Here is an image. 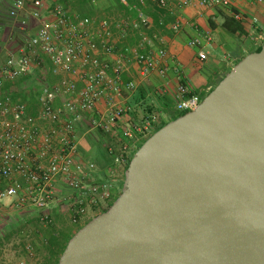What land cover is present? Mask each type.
<instances>
[{"label": "built area", "instance_id": "2783aa9c", "mask_svg": "<svg viewBox=\"0 0 264 264\" xmlns=\"http://www.w3.org/2000/svg\"><path fill=\"white\" fill-rule=\"evenodd\" d=\"M139 2L142 6L146 3ZM153 2L172 12L175 7L194 4V0ZM28 3L34 6V18L41 19L48 8L53 20L44 23L17 53L0 63V214L4 208L34 211L41 226H56L52 207L57 203L59 213L71 225L81 227L109 207L122 166L161 122L157 113L126 121L128 107L122 103L125 95L137 91L139 81L154 73L166 80L174 71L180 81L178 111L194 110L203 99L184 81L180 64L172 63L168 50L157 46L147 33L141 31L138 46L116 48L117 34L124 40L131 29L152 26L140 5L135 6L138 20L133 21L129 17L72 13L59 0H15L10 16L18 18ZM252 3L264 7V0ZM197 4L201 8H227L233 0H198ZM236 18L243 19V14L237 13ZM251 23L255 29L261 28L258 15L251 18ZM21 24L24 27L28 22L22 19ZM181 27V19L172 25L175 32ZM257 38L263 39L262 33ZM211 40L209 32L189 42L198 49L201 61L208 58L205 46ZM133 63L138 66L137 75L124 82L123 76L131 72ZM31 76H38L41 84L34 112L27 102L3 91L8 83ZM102 104L106 105L103 112ZM95 129L109 136L107 148L115 162L107 167L105 177L94 161L83 159L80 150V137ZM7 246L0 245V259ZM24 249L36 257L33 243H27ZM19 264L27 261L21 259Z\"/></svg>", "mask_w": 264, "mask_h": 264}, {"label": "water", "instance_id": "95a60500", "mask_svg": "<svg viewBox=\"0 0 264 264\" xmlns=\"http://www.w3.org/2000/svg\"><path fill=\"white\" fill-rule=\"evenodd\" d=\"M58 264H264V44L137 149Z\"/></svg>", "mask_w": 264, "mask_h": 264}, {"label": "crops", "instance_id": "0c3cea01", "mask_svg": "<svg viewBox=\"0 0 264 264\" xmlns=\"http://www.w3.org/2000/svg\"><path fill=\"white\" fill-rule=\"evenodd\" d=\"M66 9L72 12V6H69V0H59ZM145 15L152 23L150 28L142 27L141 30L131 29L124 40H120L117 34V38L115 41L116 48L121 50L125 47H134L138 46L140 42V34L141 31L147 33L151 38L155 39V44L160 47H165L169 52V57L171 62L179 63L182 70V75L184 81H186L194 92L203 95L206 92H209L214 88L216 83L220 81L231 68L238 62L239 59L245 57L249 50L244 47L238 53L234 54H225L221 60L214 59L212 64L207 63L211 61V57L205 61H201L198 58V49L191 47L189 42L191 39L197 36H205L210 32L212 36V40L206 43L205 49L213 47L214 49L219 51H224V45L227 43H235L236 38L242 39V41L251 40L253 44L256 45L261 44L264 39V32H262L263 39H258L257 36L259 34V29L264 28V7L255 5L252 3V0H233V4L235 7L240 9L244 13H248L250 16V20L248 22L251 24V17L258 15L261 19V28L255 29L254 27L248 31L249 37L241 36L239 34H232L224 30L220 25L223 22L222 17L220 16V11L222 8H201L198 6V0H194V4L185 8H178L171 4L172 7H175L172 11L164 10L158 8L153 0H145ZM78 3L81 4L80 0ZM93 5V9H89L86 11L85 16H98V17H106L113 16L116 19H121L122 17H129L131 20H138V13H134L131 11H121L114 7L111 2L108 0H100L95 1ZM135 8V7H134ZM225 9V8H223ZM34 10V6L28 3L27 9L21 13L18 18H13L22 29H27L29 25H31V31L29 34V38L32 35H35L39 29L43 26L44 23H48L53 20V17L50 14L48 8H45L42 12V18L36 19L32 16L31 12ZM82 10V9H80ZM158 10V11H157ZM161 11L162 16H158V12ZM81 12V11H80ZM157 15V16H155ZM155 17H159L158 20ZM22 19H26L28 24L26 26H22ZM161 19V21H160ZM181 19L182 27L179 32H175L172 29L173 23L177 20ZM213 23L217 24L216 27H213ZM3 23L0 21V29H3ZM117 32V31H116ZM261 33V32H260ZM157 36L158 38H155ZM28 38V39H29ZM257 38V39H256ZM26 39L23 43H19V47L14 50L8 52L5 57H2L6 49V42H0V63L6 61V59L13 53H17L22 45L28 40ZM247 53V54H245ZM212 65V66H211ZM138 72V66L133 63L131 66V72L126 73L123 76L124 82L131 81L136 77ZM38 73V72H37ZM38 76H31L24 79L19 80L18 82L11 84L8 83L4 87V92L10 93L13 98L16 100H23L27 102L29 105L30 111L34 112L38 108L37 94L39 89L41 88V84L37 81ZM29 79V80H28ZM29 81V82H28ZM179 77L174 72L171 71L168 79L163 80L157 74H152L149 78L139 81V86L137 91L134 93L126 94L122 103L131 111L132 108L138 107V109L145 108L148 105H151L158 112L157 114L161 117L162 121L170 120L171 115L177 111L176 106L175 110L169 107V102L171 99H176L177 86L179 84ZM199 87H198V86ZM198 87V88H197ZM139 90H143L144 96L139 95ZM106 109V105L102 104L100 107L101 112ZM176 113V112H175ZM146 116V115H144ZM140 116L139 118H142ZM135 119L134 115L129 112L126 114L125 120ZM83 155V159L92 160L91 157L94 154L92 151H81ZM109 153V152H108ZM109 163L103 162L100 166V170L108 166ZM118 183V182H117ZM59 205L53 204L52 212L58 217H63L66 219L64 215L59 213ZM78 228L75 226H71L67 229H64L62 232H67L68 234L74 233Z\"/></svg>", "mask_w": 264, "mask_h": 264}, {"label": "rangeland", "instance_id": "374dc122", "mask_svg": "<svg viewBox=\"0 0 264 264\" xmlns=\"http://www.w3.org/2000/svg\"><path fill=\"white\" fill-rule=\"evenodd\" d=\"M14 1L15 0H0V21L3 23L4 26L3 29H0V42H6L7 45L4 53L2 54V57H5L9 51L19 47V43L22 44L23 41L28 39L31 31L30 28L31 25H29L27 29H22L21 26L10 16L9 13L10 8L13 5ZM67 4L69 6H72L73 8L72 12L74 11L76 13H79L80 11L86 12L89 9L94 8L93 5H89V4L82 6L80 3H78V0H69V3ZM255 45L256 44L255 43L253 44L251 40L242 41V39H239L237 37L235 43H227L224 45L225 47L224 51L218 50L217 52V50L214 49L213 47L206 49V51L209 53L208 56L211 57L210 58L211 61L207 63L212 64V61L214 59L219 61L222 58H224L223 56L225 54L227 55V54L238 53L241 49H244V47L250 50L251 48H254ZM176 104H177L176 99L175 100L171 99L169 102V107L175 110ZM139 112H140V116L147 115V110H145V108L139 109ZM155 112L158 113L156 110ZM175 112H179V111L177 110ZM97 131L98 130L95 129L93 130V133L96 135ZM86 138H87L86 136L83 138L80 137V150L94 152L95 155H93L91 159L97 164V166H99V168L103 164V162H107L109 164L115 163L112 156L109 155L105 145L103 144L100 145L99 142L95 144L90 143ZM117 178H119V180L124 179V174L122 173V171L121 173H119ZM121 190H122L121 183H117L115 185V188L113 189L114 194L116 195L120 193ZM34 213H35L34 211L31 212L24 210H16L12 208H4L2 210L0 214V227H3L4 229L8 227L10 228L14 227L15 233L10 237V239H6L2 244L0 243L1 245L9 244V246H7V249L3 254L2 259H0V264H19V261L21 259H25L27 261V264H40L45 260L46 253L44 251L39 253L36 250V257L32 258L26 253L24 249V246L29 242L35 244L34 242L36 240L35 239L36 237L34 235V231L37 228H40L41 225L39 221H36L35 223L30 225L27 224L19 225V223L22 221V218L24 216H34L35 215ZM55 216H56L55 220L57 223L55 229L58 230L59 232H62L64 229L73 226L70 224L67 218L63 219L62 217L61 219V217H58L57 215Z\"/></svg>", "mask_w": 264, "mask_h": 264}, {"label": "trees", "instance_id": "16d2710c", "mask_svg": "<svg viewBox=\"0 0 264 264\" xmlns=\"http://www.w3.org/2000/svg\"><path fill=\"white\" fill-rule=\"evenodd\" d=\"M95 1H100V0H80L82 6H85L87 4H94ZM108 1L111 2L112 5H114V7H116L117 9H119L121 11H127L128 12V11L134 10L135 9L134 7L135 6H138V5H140L141 8L145 11V8L140 4L139 0H108ZM147 2H148V0H147ZM132 12L135 13L136 12V9L134 11H132ZM72 13H76V12L73 11ZM237 13H242L243 14V19H237L236 18V14ZM79 14H81L83 16L86 15V13L83 12V11L79 12ZM155 16H157V15H155ZM158 16L159 17L162 16L161 11L158 12ZM220 16L223 19V22L221 23L220 26L224 30H226L227 32H230L232 34H239L241 36L249 37L248 31L253 28L251 26V24L248 22V20H250L249 18H250L251 15H249L248 13L242 12L240 9H238L237 7H235L234 4H233L231 7H227L225 9L222 8L221 11H220ZM158 18L155 17L156 20H158ZM160 21H161V19H160ZM216 26H217V24H214L213 23V27H216ZM258 32L259 33H257V34H260V32L261 33L264 32V28L263 29L262 28L259 29ZM263 44H264V39L262 40L261 44L255 45L254 48H251L249 50V53L254 52V51H259L262 48ZM241 59H239L238 62ZM220 81H218L215 86H217ZM210 91L204 93L203 95H201L202 96V99H204L210 93ZM139 95H141L142 97L144 96L143 90H139ZM145 110H147V115L150 114V113H156L155 112V108L152 107L151 105L146 106L145 107ZM129 112H131V114L134 115V118L135 119H140L139 118L140 117V112H139L138 107L132 108L131 111L129 109H127V114ZM186 113L187 112H180V111L179 112H176V113L174 112L171 115L170 120H168V121H162V122H160L157 125L155 132L157 130L161 129L169 121L174 120V119H177L178 117H180L182 115H185ZM96 135L94 133L89 134V135L86 136L87 137L86 139L90 143H93V144L99 142L100 145L103 144L107 148V142L109 141V136L102 129H98ZM149 137H147V138L143 139L142 141H140V143L138 144V148ZM107 151L109 152L108 148H107ZM109 155H111V153H109ZM132 157H133V155H132ZM132 157L130 158L129 162L126 165L122 166L121 171H122L123 174L126 171V169L128 168V166H129V164L131 162ZM112 158H113V156H112ZM110 165H111V163L108 164V166H110ZM107 167H106V169H107ZM105 170H104V168L101 170L103 176L105 175ZM118 183H121V186H123L124 179L123 180H119ZM120 193H118V194L115 195V197H114L113 201L110 203L109 207L118 198V196L120 195ZM108 208H106L104 211H106ZM104 211H102V212H104ZM34 214H35L34 216H24L22 218V221L19 223V225H26V224L27 225H30V224L35 223L36 221H39L38 220V217H37V213H34ZM81 227H77L78 230ZM77 231H75L74 233H70V234H68L67 232H59L58 230L55 229V225H50V226L44 227V228H43V226H41L40 228H37L34 231V235L36 237L35 238L36 239L35 242L33 241L35 243L34 244L35 245V248H36V250L39 253L42 252V251H44L46 253L45 260L43 262H41L40 264H58L59 261H60V258L62 256V254H63V252L65 251V249L67 247V244H68L69 240L72 238V236H74V234ZM14 233H15L14 227H12V228L8 227L6 229H4L3 227H0V243L2 244L6 239H10V237Z\"/></svg>", "mask_w": 264, "mask_h": 264}]
</instances>
